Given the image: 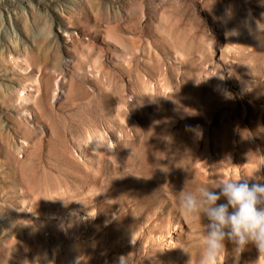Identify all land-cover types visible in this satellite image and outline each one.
<instances>
[{
    "label": "rangeland",
    "instance_id": "obj_1",
    "mask_svg": "<svg viewBox=\"0 0 264 264\" xmlns=\"http://www.w3.org/2000/svg\"><path fill=\"white\" fill-rule=\"evenodd\" d=\"M5 1L0 264H201L180 191L264 183V0Z\"/></svg>",
    "mask_w": 264,
    "mask_h": 264
},
{
    "label": "clouds",
    "instance_id": "obj_2",
    "mask_svg": "<svg viewBox=\"0 0 264 264\" xmlns=\"http://www.w3.org/2000/svg\"><path fill=\"white\" fill-rule=\"evenodd\" d=\"M240 181H224L215 188L219 191L204 185L180 191L182 212L208 221L203 224L201 264H219L226 240L237 253L252 244L264 254V183Z\"/></svg>",
    "mask_w": 264,
    "mask_h": 264
},
{
    "label": "bare ground",
    "instance_id": "obj_3",
    "mask_svg": "<svg viewBox=\"0 0 264 264\" xmlns=\"http://www.w3.org/2000/svg\"><path fill=\"white\" fill-rule=\"evenodd\" d=\"M4 0H0V19L2 22H5L8 26L5 27L6 33L11 36V38L13 39V41H18L19 40V35L17 32V28L20 25V20L23 18L20 13L18 11H10L9 9H5L4 6ZM22 1H26L27 0H22ZM75 0H67L66 4H69L70 7L71 5H74ZM7 2V0L5 1ZM33 3V1L29 0L28 4L31 6V4ZM24 11L25 7L23 8ZM12 41V40H11Z\"/></svg>",
    "mask_w": 264,
    "mask_h": 264
}]
</instances>
